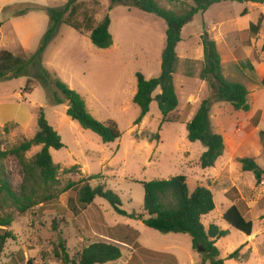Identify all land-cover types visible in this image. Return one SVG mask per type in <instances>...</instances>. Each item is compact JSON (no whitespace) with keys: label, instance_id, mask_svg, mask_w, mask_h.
<instances>
[{"label":"rangeland","instance_id":"rangeland-1","mask_svg":"<svg viewBox=\"0 0 264 264\" xmlns=\"http://www.w3.org/2000/svg\"><path fill=\"white\" fill-rule=\"evenodd\" d=\"M67 1L0 0V21L5 22L0 29V50H8L27 60L29 75L0 81V149L11 150L35 136L40 108L44 109L48 122L64 143L63 149L50 151L59 166V174L56 184L49 188L40 180L39 184L32 179L27 182L16 157L0 160V174L4 167L12 190L17 195H28L35 204L23 215L11 203L1 204L0 218H13L9 230L14 235L6 245L2 264H13L11 258H15L17 264H26L28 260L34 264H62L55 256L60 242L67 244L74 257L84 245L102 239L105 231L116 225L135 228L140 233L141 246L152 252L176 255L180 264H203V255L193 249L189 235L163 234L143 223L148 216L144 212L142 183L176 176L187 178L191 192L198 186L212 191L216 208L203 219V224L205 228L214 224L228 231V235L217 242L225 264H264V181L258 185L254 174L243 172L239 162L242 158H251L264 169V141L260 137V132H264V19L251 45L241 40V32L264 16V5L224 2L195 16L183 29L182 41L177 47L179 61L174 84L179 107L173 114L176 122L162 123L158 103L153 102L149 114L136 126L140 116V109L133 102L136 74L140 72L147 79L160 75L167 25L157 16L137 8L117 5L109 11L110 0H79L80 11L75 22L82 26L84 19L90 18L93 25L109 15L113 46L99 49L89 35H80L64 25L45 52L42 64L47 57V63L43 64L45 69L80 93L95 118L117 125L121 138L115 143L104 144L97 134L83 129L66 115L63 107L68 109L67 102L53 84L50 83L49 94H46L34 78L39 65L30 59L50 26L46 10L62 8ZM155 1L178 14L194 5L193 0ZM246 7L248 14L243 16ZM205 34L217 44L225 78L247 87L250 105V111L243 112L234 110L226 102L213 104L210 121L213 131L224 138L225 152L210 169H203L199 164L206 151L204 145L190 142L187 131V124L210 95L207 82L200 78L204 66L202 36ZM29 78L33 90L27 95L22 89ZM55 93L65 101L64 105L48 104L47 97L50 95L53 99ZM151 138L158 140L151 141ZM41 148L34 146L24 154L25 160L33 164ZM75 166L77 168L69 172ZM85 183L93 188L105 186L120 197L125 213L138 217L131 219L120 214L100 198L75 216L72 203L67 199L74 200L73 204L80 208L76 198ZM25 184L28 189L23 191ZM72 185L73 189L65 194ZM232 205L238 206L254 223L250 237L224 220V214ZM238 249V261L226 260ZM19 251L24 253L25 263L20 262ZM140 256L125 246L123 258L108 264H142Z\"/></svg>","mask_w":264,"mask_h":264},{"label":"trees","instance_id":"trees-1","mask_svg":"<svg viewBox=\"0 0 264 264\" xmlns=\"http://www.w3.org/2000/svg\"><path fill=\"white\" fill-rule=\"evenodd\" d=\"M79 0H68L62 8H48L46 11L50 18V26L44 35L38 51L31 60L39 65V71L35 74V79L49 94L50 83L62 94L64 100L71 107L67 109V116L77 122L83 129L97 134L104 144L117 142L121 138V132L115 123H104L95 118L87 107L85 99L80 93L71 89L65 82L50 73L42 64L43 56L57 37L61 26H69L81 34L90 33V40L99 49H109L113 46V36L110 32L111 18L106 15L99 23H93L90 18H85L84 25L75 22L80 7ZM176 2L178 0H170ZM224 2H235L240 4L255 3L264 5V0H193L194 5L183 14H178L172 10L165 9L155 0H110L111 11L115 6L122 5L128 8H137L143 12L153 14L165 21L166 45L162 53L161 73L158 77L147 79L142 73L136 74L137 93L133 102L140 109V116L135 125H140L143 119L149 114L153 102L158 103L159 110L163 116L162 123H175L173 114L179 107V97L174 84V75L179 61L177 47L182 41V31L190 24L198 14H205L215 4ZM34 11V10H29ZM25 14V13H24ZM248 14L245 9L243 16ZM264 16L261 15L257 23H251L247 30L241 32V40L246 45H251L261 31ZM5 22L0 21V29ZM202 46L204 53V66L200 74L201 80L207 82L210 88V95L204 99L198 108L193 119L187 124L188 140L192 143L201 142L206 151L202 154L199 164L203 169L214 168L218 160L224 155L225 142L222 135L215 133L210 121V112L213 104L218 102L229 103L234 110L249 112L248 101L249 91L245 85L239 82H232L225 78L223 74L222 59L217 48V44L208 34L202 36ZM27 60L13 55L8 50H0V81L17 79L21 76H29L26 70ZM251 67V65H250ZM254 71V68L251 67ZM11 73H16L10 77ZM52 79V80H50ZM264 86V78L262 79ZM32 80H28L22 89L23 93L32 92ZM159 91L157 94H155ZM48 104L50 106L64 105L65 101L56 93L53 99L49 95ZM37 132L35 136L19 146L8 151H1L0 160L9 156L16 157L24 170L25 180H33L34 183L41 184L49 188L57 182L59 166L55 164L51 155V150L59 151L64 148V143L60 134L50 125L43 108H40L37 117ZM261 140L264 141V132H260ZM158 140V138H155ZM151 138L150 140H155ZM34 146H41V151L35 156L33 164L28 163L24 154ZM243 172L254 174L257 184L264 181V169L251 158L239 160ZM77 167L69 170L72 172ZM0 208L2 203H11L21 215L29 211L35 204L26 195H17L11 188L9 177L4 167L0 174ZM96 178V177H95ZM92 178V179H95ZM39 184V183H38ZM145 191L144 212L148 216L143 219L144 225L148 228L159 231L163 234H184L192 238L193 249L203 255V264H225V260L220 258V250L217 242L228 235L227 230L211 224L205 228L203 219L214 212L215 200L212 191L205 186H198L192 192L189 189L185 176H176L167 180H154L142 183ZM73 185L67 191L73 189ZM23 191L28 187L22 186ZM1 197H4L2 201ZM97 198L106 200L118 213L128 215L122 210V201L114 192L106 189L105 186L91 187L85 183L77 193V203L80 208L73 204L68 198V203H72L73 214L79 216L81 211H86L95 203ZM131 219H136V214L128 215ZM144 218V216H142ZM224 220L234 229L251 236L254 231V223L248 220L238 206L232 205L224 214ZM13 218H0V264H2L3 254L9 240L14 239L12 231L9 230ZM103 238L84 245L81 251L72 257L65 242H60L55 250V256L62 264H108L115 263L122 259L123 248L132 247L141 254L147 264H177L176 258L171 254H160L144 249L138 242L140 233L127 225H116L107 229ZM240 249L230 254L226 260H239ZM20 262L25 263L24 253L19 251ZM148 256H152L151 258ZM13 264H17L15 258H11ZM26 264H34L28 260Z\"/></svg>","mask_w":264,"mask_h":264},{"label":"crops","instance_id":"crops-1","mask_svg":"<svg viewBox=\"0 0 264 264\" xmlns=\"http://www.w3.org/2000/svg\"><path fill=\"white\" fill-rule=\"evenodd\" d=\"M245 4H248V3H245ZM253 4H255V3H253ZM245 9L247 10V7H246ZM111 24H112V23H111ZM63 26H64V25H63ZM65 26H66V25H65ZM68 27H69V26H68ZM70 28H71V27H70ZM110 28H111V27H110ZM72 29H73V28H72ZM74 30H75V29H74ZM75 31H76V30H75ZM76 32H78V31H76ZM78 33H79L80 35H89V37H90V33H86V34H81L80 32H78ZM57 36H58V35H57ZM56 38H57V37H56ZM56 38H55V39H56ZM55 39H54V40H55ZM54 40H53V42H54ZM61 40H62V39H61ZM61 40H59V41H61ZM53 42H52V43H53ZM52 43H51V44H52ZM56 43H57V44H56ZM56 43H55V44L58 45L59 42H56ZM51 44H50V45H51ZM50 45H49V46H50ZM48 48H49V47H48ZM48 48H47V49H48ZM46 51H47V50H46ZM46 59H47V57H46V58L44 57V63H43L44 66H45V64L47 63ZM263 78H264V77H263ZM68 86H69V85H68ZM136 93H137V89L134 91V94H135V95H136ZM135 95H134V96H135ZM82 97H83V96H82ZM83 98H84V97H83ZM84 99H85V98H84ZM85 101H86V100H85ZM86 103H87V102H86ZM61 106H62V105H61ZM45 107H46V106H45ZM87 107H88V105H87ZM63 109H64V112L66 113L67 109H65L64 107H63ZM88 109H89V108H88ZM66 115H67V114H66ZM127 226H129V225H127ZM130 227H131V226H130ZM132 228H133V227H132ZM134 229H135V228H134ZM135 230H136V229H135ZM138 232H139V231H138ZM138 242H139V239H138ZM139 244H140V243H139ZM140 245H141V244H140ZM141 247H142V246H141ZM142 248H144V247H142ZM128 249L131 250L132 253L135 254V255H138V254H139V253L137 252V250L133 249L132 247H128ZM144 249H146V248H144ZM147 250H148V249H147ZM169 254H170V253H169ZM139 255H141V254H139ZM171 255H173V254H171ZM141 256H142V255H141ZM141 256H140V257H141ZM173 256L176 258V260H177V264H180V261H179L178 256H176V255H173ZM142 257H143V256H142ZM122 258H123V257H122ZM133 260H134V258H133ZM142 261H143L142 264H147V263L145 262L144 258H143ZM129 262H130V261H129Z\"/></svg>","mask_w":264,"mask_h":264},{"label":"water","instance_id":"water-1","mask_svg":"<svg viewBox=\"0 0 264 264\" xmlns=\"http://www.w3.org/2000/svg\"><path fill=\"white\" fill-rule=\"evenodd\" d=\"M71 107V102L67 104V108L69 109Z\"/></svg>","mask_w":264,"mask_h":264}]
</instances>
